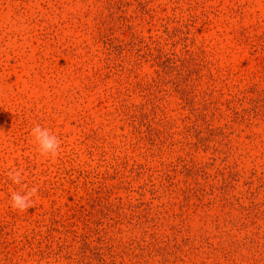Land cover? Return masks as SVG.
I'll return each mask as SVG.
<instances>
[{"label":"rangeland","instance_id":"1","mask_svg":"<svg viewBox=\"0 0 264 264\" xmlns=\"http://www.w3.org/2000/svg\"><path fill=\"white\" fill-rule=\"evenodd\" d=\"M0 264H264V0H0Z\"/></svg>","mask_w":264,"mask_h":264},{"label":"clouds","instance_id":"2","mask_svg":"<svg viewBox=\"0 0 264 264\" xmlns=\"http://www.w3.org/2000/svg\"><path fill=\"white\" fill-rule=\"evenodd\" d=\"M30 135L35 141L38 151L43 156L55 157L61 149V141L59 137L53 134L48 128L36 124L31 128ZM8 178L15 184H21L23 178L22 169L13 168L7 173ZM39 189L32 187L30 190L25 188L23 192L17 191L10 195V206L14 210L24 212L33 206V197L38 193Z\"/></svg>","mask_w":264,"mask_h":264}]
</instances>
